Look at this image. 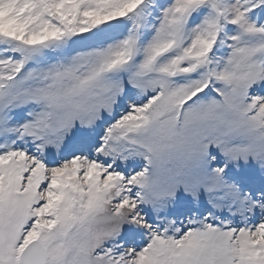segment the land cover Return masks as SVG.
Segmentation results:
<instances>
[{"label":"snow or ice","instance_id":"1","mask_svg":"<svg viewBox=\"0 0 264 264\" xmlns=\"http://www.w3.org/2000/svg\"><path fill=\"white\" fill-rule=\"evenodd\" d=\"M0 264H264V0H0Z\"/></svg>","mask_w":264,"mask_h":264}]
</instances>
